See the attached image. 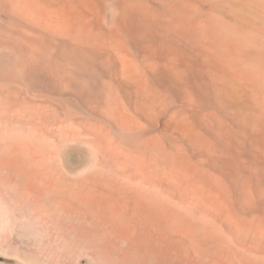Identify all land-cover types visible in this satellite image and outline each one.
<instances>
[{
    "label": "bare ground",
    "instance_id": "obj_1",
    "mask_svg": "<svg viewBox=\"0 0 264 264\" xmlns=\"http://www.w3.org/2000/svg\"><path fill=\"white\" fill-rule=\"evenodd\" d=\"M0 264H264V0H0Z\"/></svg>",
    "mask_w": 264,
    "mask_h": 264
},
{
    "label": "rangeland",
    "instance_id": "obj_2",
    "mask_svg": "<svg viewBox=\"0 0 264 264\" xmlns=\"http://www.w3.org/2000/svg\"><path fill=\"white\" fill-rule=\"evenodd\" d=\"M80 160H81V157H80L79 154L75 155L74 158H73V162H74V163H79Z\"/></svg>",
    "mask_w": 264,
    "mask_h": 264
}]
</instances>
